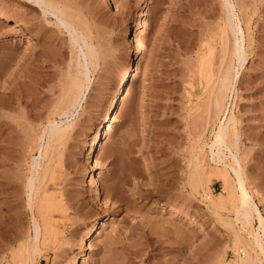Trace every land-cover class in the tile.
<instances>
[{
	"label": "rangeland",
	"instance_id": "rangeland-1",
	"mask_svg": "<svg viewBox=\"0 0 264 264\" xmlns=\"http://www.w3.org/2000/svg\"><path fill=\"white\" fill-rule=\"evenodd\" d=\"M51 2L60 4L95 54L83 101L59 117L56 105L69 76L78 73L82 40L72 41L33 1L0 0L7 18L0 19V264H16L13 254L35 240L25 184L39 163L48 164L33 198L42 252L31 254V264H234L241 253L234 233L252 242L259 219L264 229V0H230L244 60L234 55L223 0H112L118 12L102 0ZM226 72L235 88L215 116L209 104ZM125 81L131 94L97 153L100 190L84 187L94 167L88 146ZM229 117L236 121L230 132L239 135L232 149L240 178L258 208L259 216L251 211L247 221L237 177L224 168L229 155L215 156L229 186L210 161L211 142ZM51 121L72 129L39 159ZM194 153L208 173L193 185ZM99 220L104 226L82 252L88 227Z\"/></svg>",
	"mask_w": 264,
	"mask_h": 264
},
{
	"label": "bare ground",
	"instance_id": "bare-ground-1",
	"mask_svg": "<svg viewBox=\"0 0 264 264\" xmlns=\"http://www.w3.org/2000/svg\"><path fill=\"white\" fill-rule=\"evenodd\" d=\"M26 1L35 2L45 12H48L49 14L53 15V17L55 16L57 18L56 20H58V22H59V25H62L60 27H63L64 30H68V34L73 39L72 41H74L75 38H76V40H79V39L82 40L81 41L82 45L79 47L80 48L79 53H77L79 55H77V58L75 56V58L78 59V60L75 59L78 73L77 74L74 73V75H76V76H69V77H71V80L69 81L67 86L65 85V87H66V88L64 87L65 93L62 96V98L60 99L59 103L56 105L57 113L59 111V113L57 114L59 117L68 116V114L72 110H75L80 105L81 101H83V99H84L85 92L87 89V82L89 81L88 76L90 74V64L92 66L91 60L93 59V54H95V52L92 48H90L91 47L90 45L86 44L83 41V39L85 38V37L83 38V34L76 32V29H75L73 23L68 19V17L66 16L64 11L62 10L63 8L61 9L58 7L60 4L57 6L56 4H54L55 2L52 3L51 0H26ZM102 1L105 3H109V4L112 3V0H102ZM223 2L225 3L223 5H225L227 29L230 30L231 33H233L231 35L234 36V41H233L234 42V49H233L234 55L237 57V59L244 60L245 59L244 58L245 51H244V48L242 45V29L240 27L239 21L237 20L236 16L234 15V8L235 7H234V5L231 4L230 0H223ZM112 5H113V8L116 10V12H118L119 10H118L117 5L114 3H112ZM3 12H4L3 10H0V19L7 20V18L5 17V14ZM125 36L128 38V43H129L128 48L130 49L129 51H131L134 48V44H133L134 42L131 40V36H129L128 33H126ZM71 43H73V42H71ZM92 51L94 53H92ZM88 60L90 61V63L88 62ZM242 64H243V61H242ZM228 67H229V65H228ZM229 68H231V67H229ZM218 76H219V74L217 75V77ZM235 78H237V77H235ZM217 79H218L217 81L215 80L216 81L215 82V86H216L215 89L217 88V90L213 91L214 98L212 97L214 99V103H213V105L209 104V105L214 107V110L213 109L212 110H213V112H214L213 114L215 116H219L224 111L225 101L228 97V93L231 92L233 90V88H235L234 78H233V76H231L230 72H226L225 74L220 75V77ZM131 90H132L131 81L130 82L125 81L124 83H122V85L118 89V92L116 93L114 98L110 101L107 108L105 109L106 110L104 113L105 115L102 118L97 130L94 132V134H96L97 136L95 138H93V140L90 142V144L88 146L87 155L91 159H94V167L92 169L93 171L90 174H88V176L86 177V181L84 182V187H93L94 186L96 188V190H100V187L97 184V174H96L97 173L96 171L99 170V163H98L99 161H97L98 160L97 159V155H98L97 153L100 150L103 143H105L104 141H106V139L108 137L109 122L111 120H113L114 117L116 116L119 104L122 101H125L130 96ZM12 94H11V96H12ZM210 95H212V93ZM2 110H3V105L0 104V120L4 118L3 114H1ZM235 122H236L235 118H232V117L225 118V120L222 122L225 124V127H223V126L219 127V129L216 132V135H215V137H214V139L211 142V145L209 147L210 152H211L210 161L216 166L213 168L215 170V172L216 171L220 172L221 167H218L215 156L224 155L223 151H226V153L229 155L228 158L230 160V163L228 165L225 164L224 168L227 170L229 169L231 171V173L234 174L235 177H237V181H238V183H237L238 189L237 190L241 194V195L239 194L240 199H238L239 197L237 195V197H238L237 201H240L239 207H240L241 212L242 211L244 212V214H243L244 216H242V215L241 216L244 217L247 221V219L249 218L248 217L249 212L254 211L258 215V208H257L256 204L252 202L251 197L249 196L247 190L245 189L244 181L241 179L242 177L240 174V172H241L240 161L237 157V153H235V151H233V149H232V147H234V146L236 147V145L238 144V141H239V135L237 133L235 134V133L230 132V126L231 125L234 126ZM222 123H220V125ZM51 125H52V127H51L49 133L47 134V144L45 146L44 151L42 152V150H41V154L39 156V159H41L42 153H44L43 155L46 156V154L48 153V150L51 149L53 146L57 145L56 147L58 148V145L60 143L62 144V142L67 139L68 134H69L70 130L72 129L71 124H63L62 126H59L55 121H53L51 123ZM57 148H55V149H57ZM52 149H54V147ZM198 157H199V155L197 153H194L192 155V159L189 163L190 164V180H191V184H193V185L198 180L202 179V177H205L206 172L208 173V171L205 172L204 168H202V165L200 164L201 161H199ZM35 166H36L35 171L40 173L39 176H36L37 172H33L34 170L33 171L29 170V171H31L30 172L31 174L28 177V179L26 180V184H25L26 189H29V190H26L25 192L28 191L27 192V194H28V199H27L28 201L27 202H28V205L30 206L31 212H32V219H31L32 225L31 226L33 227L32 230L34 233L35 240L32 237H30L28 242L26 241L27 243L23 244L21 246V248L19 249V251L15 252V254H13L14 255L13 257H14V260L16 261V264H31V262H30L31 261L30 260L31 254L32 255L34 254V256H35V255H40L42 252L41 251V241H37V239L42 236V232L40 229L41 226L39 225V223H38V221H37V219L33 213V212H36V209L34 211V208L36 207V204L38 202L35 204L33 202V198L39 193V189H41V186L43 185V183L47 177L48 171L45 168L46 166L43 167V165L41 163H39L38 165H35ZM204 167H205V165H204ZM49 170H50V168H49ZM209 171H211V170H209ZM51 172H53V171H51ZM210 174H212V172H210ZM221 175L222 174L220 172V176ZM222 178L224 181L223 182L224 185L229 186L228 185L229 184L228 183V181H229L228 177H226L225 175H222ZM231 187H230V189H231ZM233 189H234V187H233ZM29 191H31V192H29ZM40 191H43V188ZM230 192H231V190L229 191V193ZM232 192L234 193V191H232ZM232 192H231V196H232ZM99 193H101V192H99ZM232 198H233V196H232ZM39 203H40V201H39ZM38 206H40V208H41L42 205H38ZM37 212H38V210H37ZM239 212L240 211H238V213ZM258 222H259L258 223L259 227L257 229L255 228L256 230H253L252 234H251L252 239H253V241L251 240L252 242H248V241L246 242L239 237L237 232L234 233L235 234V244H236V246H238L237 250L244 254V258L241 259V264H260L261 260H260L259 256L260 257L262 256L264 258V246L262 244L263 243L262 242L263 237L261 236V234L263 235V233H264V229H263L262 221L259 219ZM103 226H104V221L99 220V221L94 222L93 224H91L88 227V232L85 235V237L82 239V243H80V245H81L80 250L82 252L87 250L88 242L92 241L96 237L100 228ZM255 250L259 252V254H260L259 256H258V254H255ZM76 264H80V261L79 260L76 261Z\"/></svg>",
	"mask_w": 264,
	"mask_h": 264
},
{
	"label": "built area",
	"instance_id": "built-area-1",
	"mask_svg": "<svg viewBox=\"0 0 264 264\" xmlns=\"http://www.w3.org/2000/svg\"><path fill=\"white\" fill-rule=\"evenodd\" d=\"M241 256H243L242 253H239L237 256H235L236 257V260H235V263L234 264H239V261L237 259H240Z\"/></svg>",
	"mask_w": 264,
	"mask_h": 264
}]
</instances>
